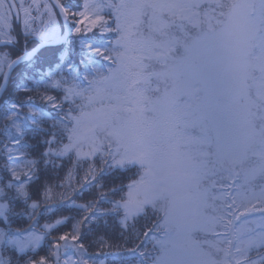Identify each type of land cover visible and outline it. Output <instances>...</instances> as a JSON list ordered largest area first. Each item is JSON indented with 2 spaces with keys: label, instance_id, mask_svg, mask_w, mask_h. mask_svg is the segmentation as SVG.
<instances>
[{
  "label": "snow or ice",
  "instance_id": "obj_1",
  "mask_svg": "<svg viewBox=\"0 0 264 264\" xmlns=\"http://www.w3.org/2000/svg\"><path fill=\"white\" fill-rule=\"evenodd\" d=\"M55 7L62 20L41 0H0V93L36 52L13 58L12 18L25 41L61 48L21 87L35 96L0 105V264H106L122 247L136 264H264V0ZM53 201L79 218L41 225ZM109 218L136 243L100 235L89 254L90 226Z\"/></svg>",
  "mask_w": 264,
  "mask_h": 264
},
{
  "label": "trees",
  "instance_id": "obj_2",
  "mask_svg": "<svg viewBox=\"0 0 264 264\" xmlns=\"http://www.w3.org/2000/svg\"><path fill=\"white\" fill-rule=\"evenodd\" d=\"M67 0H61V3H66ZM29 42L35 44L36 41L33 38H29ZM61 51L60 46H48L44 47L38 51V53L32 57V60L24 61L18 64L14 69V74L11 81L7 84V91H4L0 97V105L6 100H23L28 95L35 96V93H26L21 90V87L32 88L33 80L47 79L46 73L53 69L56 63H59L58 57L59 52ZM76 52H79L77 48ZM31 77V79H30ZM56 94V93H52ZM37 104H40L37 99ZM30 142L35 143L39 139V134L30 132L28 135ZM64 174V170L60 171V177ZM44 174L42 173L41 179L43 180ZM51 178V177H49ZM123 177H112L106 180V183H112L113 181L118 182ZM89 198V194L85 193L83 197H78L76 193L71 194V199L75 200L77 204L84 203L86 199ZM51 211H45L44 207L40 209L39 220L41 225L44 223H55L57 219H63L64 217L79 218V212L75 207L70 206V202H60L53 201L50 204ZM75 223V219L69 220L68 223L58 225L54 231V235L62 234L71 230L72 224ZM91 231L87 233L86 237V247L88 248L89 254L95 253L97 248L95 244L92 243L98 236L103 235L108 238L110 241H115L116 243L123 244L127 240L126 247H132L136 241L134 236L125 232L123 236L120 235L119 224L116 223L113 219L109 218L107 225L103 222L93 223L91 226ZM87 232V230H84ZM47 244L44 245V250L41 254H44L46 251ZM103 253L100 258L106 260V264H136V260L131 257L129 253L125 251V248L122 247L119 250L104 248ZM117 252L119 255L117 256Z\"/></svg>",
  "mask_w": 264,
  "mask_h": 264
},
{
  "label": "flooded vegetation",
  "instance_id": "obj_3",
  "mask_svg": "<svg viewBox=\"0 0 264 264\" xmlns=\"http://www.w3.org/2000/svg\"><path fill=\"white\" fill-rule=\"evenodd\" d=\"M19 23H20V19H16V18H14V21H13V28L18 27V29H19L18 31H19V33H20ZM29 38H33V39L36 41V43L33 44V45L31 46V44H30V42H29ZM29 38L27 39V41H25V37L22 36V38H21L19 44L15 47V49H13V50L15 51L16 54H22L24 51H27V50H29L30 48H32L33 46H35V45L38 43V41H39V40H37L35 37H29ZM14 58H15V57H14ZM14 69H15V68H14ZM13 74H14V70L12 71V73H11V75H10L11 79H12V77H13ZM11 79H10V81H11ZM10 81H9V82H10Z\"/></svg>",
  "mask_w": 264,
  "mask_h": 264
},
{
  "label": "rangeland",
  "instance_id": "obj_4",
  "mask_svg": "<svg viewBox=\"0 0 264 264\" xmlns=\"http://www.w3.org/2000/svg\"><path fill=\"white\" fill-rule=\"evenodd\" d=\"M25 2L27 3V0H25ZM41 3L44 4V3H47L48 5L52 6L53 7V11L57 12V10L55 9V7L53 6V4L50 2V0H41ZM41 11H43V8L41 9ZM35 15V13H33ZM57 18L60 19L59 15H57ZM13 21H14V18L11 19V24H12V27H13ZM37 27H39V20L36 21V25ZM19 28H20V33H19V29L18 27H15L14 28V35L16 37V39L20 42L22 36H24V33H23V24H22V13H21V18H20V23H19ZM37 39V38H36ZM38 40V39H37ZM33 45V44H32ZM16 53L15 51L13 50V58L15 57ZM59 55H60V52H59Z\"/></svg>",
  "mask_w": 264,
  "mask_h": 264
},
{
  "label": "water",
  "instance_id": "obj_5",
  "mask_svg": "<svg viewBox=\"0 0 264 264\" xmlns=\"http://www.w3.org/2000/svg\"><path fill=\"white\" fill-rule=\"evenodd\" d=\"M50 2L53 4V6L55 7V0H50ZM55 9L57 10V12L59 13V9L58 8H56L55 7ZM59 15V14H58ZM60 17V16H59ZM60 19L62 20V17H60ZM49 45H44V46H41L40 45V41H38V43L34 46V47H32L30 50H27V51H24L22 54H24L25 52H27V53H32V51H33V49H36V52H35V54L33 55V56H35L37 53H38V51L39 50H41L42 48H44V47H48ZM51 46H57V45H51ZM32 56V57H33ZM17 65H14L13 66V69L12 70H10L9 71V76L11 75V73H12V71L14 70V68L16 67ZM2 94L3 93H0V97L2 96Z\"/></svg>",
  "mask_w": 264,
  "mask_h": 264
}]
</instances>
